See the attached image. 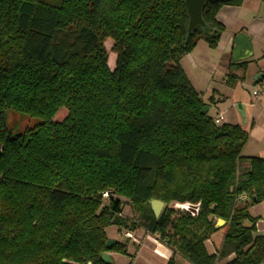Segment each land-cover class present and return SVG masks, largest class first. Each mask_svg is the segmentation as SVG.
<instances>
[{
  "label": "trees",
  "instance_id": "1",
  "mask_svg": "<svg viewBox=\"0 0 264 264\" xmlns=\"http://www.w3.org/2000/svg\"><path fill=\"white\" fill-rule=\"evenodd\" d=\"M243 1L208 0L190 31L185 0H0V264H114L103 253L127 244L107 247L110 226L144 229L192 264L264 263L250 212L264 159L242 155L244 126L202 112L181 66L199 40L219 45V10ZM8 109L41 122L13 133ZM215 218L226 224L210 253Z\"/></svg>",
  "mask_w": 264,
  "mask_h": 264
},
{
  "label": "crops",
  "instance_id": "2",
  "mask_svg": "<svg viewBox=\"0 0 264 264\" xmlns=\"http://www.w3.org/2000/svg\"><path fill=\"white\" fill-rule=\"evenodd\" d=\"M217 18L226 25V30L220 39L218 47L230 53V60L228 59L222 65H219L221 78H219V91H217V101H215V103L217 102V116L214 117H222L220 122V124H222V121H224V116L222 114L225 109L222 108L221 105L227 98L226 94L229 91L234 93V95L237 96L236 99H238V103L235 106L238 116L236 115L233 121H235L236 124L244 126L249 132V139L243 149L242 155L256 156L264 159V93L260 96H255L253 93L259 86V81L264 80V1L244 0L241 5H224L219 10ZM239 33H245L251 40L252 45L251 49L244 45L241 49V55L250 52L251 55L247 59L238 61V63L247 62V66L244 70L240 68L232 69L237 78L235 77V79L232 80L233 83L229 85L225 77V72L229 71L230 62H234L233 54L234 49L238 45L236 37ZM242 74L244 79H241ZM210 110L211 105L209 111ZM249 166L248 162H242L240 165V172L247 171ZM243 199H245V196H243ZM258 205L264 206V202L251 206L250 212L254 217H259L258 224H262L263 227H259L258 230L264 231V212L256 210ZM125 213L126 210L124 207L123 215L127 216ZM115 227L116 226H114V228ZM116 229L118 228L116 227ZM219 231H221V229ZM130 233L133 237H126L125 235L124 238H122L123 236H115L112 234H108V236L115 240V242L119 240L126 243L128 255L130 254V246L137 247V242H135L136 233H138V237L142 239H150V241L156 242L158 245L165 248V252L167 251L168 254H171V251H168L165 245L158 240L157 236L148 234L144 229L130 231ZM215 234L205 242L210 253L215 252L220 245L219 243L217 246V239H213ZM221 241L222 238L220 239V242ZM107 253L112 258L114 264H117V261L122 257L124 258V255L118 252L109 251ZM176 256L180 255L176 254L175 257ZM233 257L234 254H231L220 261H224L225 263ZM219 263L218 261L217 264Z\"/></svg>",
  "mask_w": 264,
  "mask_h": 264
},
{
  "label": "rangeland",
  "instance_id": "3",
  "mask_svg": "<svg viewBox=\"0 0 264 264\" xmlns=\"http://www.w3.org/2000/svg\"><path fill=\"white\" fill-rule=\"evenodd\" d=\"M112 44L113 41L111 39H107L105 42V46L109 51V66L111 69H114L116 64V54L111 51ZM228 59L230 60V53H228V51H225L218 46L216 48H211L204 39L199 40L196 47L181 59V66L191 81L193 87L200 93L202 99L211 105L209 113L213 116H217V102L215 103V101H217V91H219L218 83L220 82L219 78H221L219 65H222ZM231 63L232 62L229 64V71L225 72V77L228 80L229 85L233 83L232 80L236 77V74L232 69L240 68L231 66ZM226 96L227 98L221 105V107L225 109L222 114L224 116V121H222V123L236 124L235 121H233V118L236 115L238 116L235 107L238 103V99H236L237 96L230 91L226 94ZM67 115L68 109L66 107H62L59 111H57V113H55L52 120L60 122L63 121ZM6 122L10 131L13 133H19L38 124L41 122V119L29 116L19 111L8 109L6 110ZM122 201L126 210L125 214L127 217L132 218L136 212L131 208L127 199L122 198ZM256 210L264 212V206L258 205ZM215 219L217 220L216 226L218 225L217 227H219L224 234V226L226 223H218V219ZM247 225L250 226L251 224L247 223ZM256 227L258 229L263 226L262 224H258L257 221ZM221 231H218L213 237V239H217V246L222 238ZM108 234L115 236L122 235L116 227L114 228V226L108 228ZM138 236L139 234L136 233L135 242H137V247L130 246V252L128 251L130 253L129 255L121 253L124 255V258L122 257L118 260L117 264H192L182 256L175 257L176 254H174L165 243L162 242L168 251H171V254H168L167 251L165 252V248L158 245L156 242H152L150 239H142ZM122 238H124V234ZM219 262V264H224V261Z\"/></svg>",
  "mask_w": 264,
  "mask_h": 264
},
{
  "label": "water",
  "instance_id": "4",
  "mask_svg": "<svg viewBox=\"0 0 264 264\" xmlns=\"http://www.w3.org/2000/svg\"><path fill=\"white\" fill-rule=\"evenodd\" d=\"M207 1L208 0H185L187 10H188V15H189V30L190 31L195 27L205 25V22L203 19V10H204V7H205ZM236 42L238 45L234 49L233 61L238 62V61H241L243 59H247L248 57H250L251 52L247 53L245 55H241L242 54L241 49L244 45L248 46L250 49L252 48L251 40L249 39V37L245 33H239L236 37ZM238 107H239V105H238ZM209 109H210V105H204L202 107V112L207 113L209 111ZM150 203H151V207H152L155 215L158 217L161 214V212L165 206V202H163L161 200L153 199L150 201ZM218 223H226V221L224 219L219 218ZM246 223H247V221H246ZM244 226L245 227H251V226H247L246 224ZM255 236L256 237L264 236V231H258L255 234ZM114 243H115V240L109 238L107 240L106 245H107V247H111ZM103 258L107 261L112 262V258L109 256V254L107 252L103 253Z\"/></svg>",
  "mask_w": 264,
  "mask_h": 264
},
{
  "label": "built area",
  "instance_id": "5",
  "mask_svg": "<svg viewBox=\"0 0 264 264\" xmlns=\"http://www.w3.org/2000/svg\"><path fill=\"white\" fill-rule=\"evenodd\" d=\"M253 93H254L255 96H260L261 94L264 93V80H260L259 81V87L256 90H254ZM221 119H222V117H214V120H215L216 124H220ZM108 196H109V192L105 191L104 192V197H108ZM241 197L243 198V196H241ZM186 208L190 209V205H186ZM125 235L127 237H132V234L130 232H126Z\"/></svg>",
  "mask_w": 264,
  "mask_h": 264
},
{
  "label": "flooded vegetation",
  "instance_id": "6",
  "mask_svg": "<svg viewBox=\"0 0 264 264\" xmlns=\"http://www.w3.org/2000/svg\"><path fill=\"white\" fill-rule=\"evenodd\" d=\"M248 226V225H247ZM251 227H252V224L250 225ZM259 230L257 229V232H258Z\"/></svg>",
  "mask_w": 264,
  "mask_h": 264
}]
</instances>
